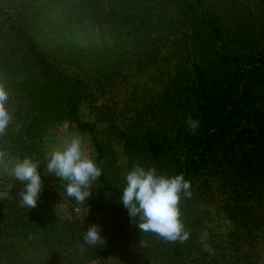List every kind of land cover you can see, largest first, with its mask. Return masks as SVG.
I'll list each match as a JSON object with an SVG mask.
<instances>
[{"label":"trees","instance_id":"1","mask_svg":"<svg viewBox=\"0 0 264 264\" xmlns=\"http://www.w3.org/2000/svg\"><path fill=\"white\" fill-rule=\"evenodd\" d=\"M0 84V151L44 182L29 210L23 182L0 177V264H264V0H0ZM64 124L102 170L82 204L46 169ZM134 164L190 181L185 242L130 219L119 197ZM92 225L103 245L84 241Z\"/></svg>","mask_w":264,"mask_h":264},{"label":"clouds","instance_id":"2","mask_svg":"<svg viewBox=\"0 0 264 264\" xmlns=\"http://www.w3.org/2000/svg\"><path fill=\"white\" fill-rule=\"evenodd\" d=\"M9 95L0 84V136L6 133L12 119L7 107ZM186 124L193 133L199 128V121L191 115L187 116ZM3 157V151H0V163ZM38 169V163L29 157L18 160L11 168L14 180L23 182V188L18 193L20 204L29 210L37 206L44 185ZM46 169L47 173L64 181L65 194L81 204L92 196L93 183L102 175L94 159L82 150L79 137L72 138L62 150L53 151ZM5 171L7 169L0 168V177ZM124 180L125 186L119 199L141 233H152L168 242L183 243L189 238V232L180 218V201L182 195L191 198L192 191L190 181L183 174L168 176L158 173L155 167L134 164ZM100 232L99 226L92 225L83 239L89 246L103 245L104 238Z\"/></svg>","mask_w":264,"mask_h":264},{"label":"rangeland","instance_id":"3","mask_svg":"<svg viewBox=\"0 0 264 264\" xmlns=\"http://www.w3.org/2000/svg\"><path fill=\"white\" fill-rule=\"evenodd\" d=\"M74 137L80 138L82 150L86 155H89L91 148L87 138L82 134L78 133L72 126L64 124L60 127L55 128L53 132L45 139L43 147L46 158L48 159L53 151L58 149L62 150L63 147L66 146V144L70 142L71 139ZM17 161L18 160L13 157L4 155L2 162L5 166V169H7V176L12 180L13 184H15L16 186L22 183L19 180H14V178L11 176V168ZM213 221V230L215 231L224 233L231 227L230 223L223 217L214 216Z\"/></svg>","mask_w":264,"mask_h":264}]
</instances>
